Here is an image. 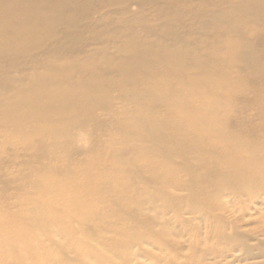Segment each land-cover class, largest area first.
I'll return each instance as SVG.
<instances>
[{"label": "bare ground", "instance_id": "bare-ground-1", "mask_svg": "<svg viewBox=\"0 0 264 264\" xmlns=\"http://www.w3.org/2000/svg\"><path fill=\"white\" fill-rule=\"evenodd\" d=\"M92 1L0 0V81H4L0 83V133L10 137L11 132L20 133L23 145L32 137H37L41 144L49 145L50 141L51 149L43 150H54L53 156L57 150L65 149L64 142H68L73 130L85 129L89 123L87 120L98 117L94 114L95 108L105 115L111 113L115 87L124 90L127 94L125 97L137 100L143 96L138 85L143 84L147 89L146 100L140 104L138 113L124 119L121 128L138 141L162 143L163 152L170 156L169 160H153L150 166L140 165L145 175L179 193H197L196 199L188 201L190 203H185L183 207L206 216L221 213L225 193L232 192L239 196L240 193L248 192L255 196L264 189V101L254 91V85L261 84L264 87V77L258 73L262 68L261 59L264 58V49L260 44V41L264 42L263 10L252 4L253 0H238L236 13H233L236 8L226 13L231 9L229 7L213 16V21L200 23L203 29L214 28L216 35L222 29L219 30L220 23L226 21L237 28L238 35L235 38L223 36L220 42L213 38H198L191 46L182 49L166 47L162 40L147 39L132 29L118 25L121 28L116 27L115 35L123 38L124 45L101 49L96 60L79 65L70 58L82 53L83 48L78 43L81 33L77 28L89 16L83 11V6L90 5ZM127 1L104 0V3L119 9ZM153 1L138 0L142 5ZM108 18L114 21L112 14ZM246 19L248 22H257L260 28L254 36L242 34L246 33V23L243 24ZM50 42L59 52L67 55L60 70H47L14 80L4 69L7 63H23L30 51L43 50ZM216 43L220 46H216ZM200 45L218 56L216 58L220 67H213L212 63L205 62L198 54L191 62L186 61V56ZM130 52H137L141 60L132 59L128 56ZM232 54L236 56L232 57ZM204 63L205 68L202 67ZM189 65L197 68V75L193 80H180L182 72ZM229 65L235 68L240 80L244 75L250 80H241L238 84L221 68ZM118 78L120 80L117 81ZM211 81H218L219 87L226 88L225 92L231 93L237 101L250 93L256 94L258 122L252 125L244 122L238 129L231 128L232 112L229 113L226 106L232 102L228 100L226 103L211 97L204 90L205 83ZM17 82L20 85H16ZM177 84L185 88L187 99L175 95L170 89ZM155 102H158L161 111L166 107L173 115L154 112L151 105ZM207 117L213 123L206 131L217 135L229 149H205L198 143L203 121ZM30 121L36 122L40 128L35 134L25 127ZM189 130L194 134L191 139L185 136ZM46 139L49 141L45 142ZM133 152L134 159L141 156L138 150ZM103 156L102 148L93 149V161H101ZM184 158L188 161L187 165L179 162ZM172 159H175V163ZM23 161L27 160L23 158ZM84 163L85 185L78 198L72 202L59 196L42 201L38 199L24 216L19 214L12 218H3L7 214V210H4L0 213V224L11 223V220L17 223L27 217V221L31 220L27 227L43 228V231L45 227L51 229L56 224L52 209L60 206L64 211L61 224H68L67 229H58L55 233L47 230V234L44 231L33 239V243L38 248L46 244L51 236L57 239L67 237L73 245L86 250L85 253H77L82 264H127L129 244L145 238L166 247L167 253L169 249L173 250L172 241L168 240L169 228L156 230L154 234H143L133 227L131 220L150 224L144 209L148 201L159 211L178 217L182 210L181 204L186 201L183 197L157 192L151 194L147 186L139 182L126 166L117 164L111 168L110 165L92 164V161ZM27 165L28 162H25L24 168ZM32 175L30 172V181L26 185L37 189L43 184L50 190L55 186L56 189H62L61 185L67 184L79 187L74 174L61 168L41 177ZM56 176L60 177L58 183L48 182L49 177ZM6 183L5 193L9 190L18 192V188L14 189L10 182ZM90 225L95 236L91 242L85 233L86 227ZM42 236L43 240L40 239ZM62 245L68 248L64 243ZM49 259L55 264H68L57 254Z\"/></svg>", "mask_w": 264, "mask_h": 264}, {"label": "rangeland", "instance_id": "rangeland-1", "mask_svg": "<svg viewBox=\"0 0 264 264\" xmlns=\"http://www.w3.org/2000/svg\"><path fill=\"white\" fill-rule=\"evenodd\" d=\"M238 4V0H155L150 4L142 5L138 0H129L124 2L122 8L116 9L107 6L104 0H93L90 5L83 6V11L89 16L87 15V19L77 28L81 33L78 43L83 48L82 53L73 55L70 59L74 63L82 65L87 61L96 60L106 47L123 46V38L115 35L118 25L132 29L147 39L162 40L166 47L170 46L174 49L191 46L198 38L200 40L213 38L216 42H220L223 36L233 39L238 35V30L235 26L227 24L226 21L220 23L219 30L222 29L218 30L216 35L213 32L214 28L203 29L200 27V23L219 15L222 9L226 11L231 7L226 11V13H231L234 8L238 7ZM252 4L260 7L264 12V0H253ZM226 6L228 7L225 8ZM193 11L194 16L192 17ZM236 12L237 8L233 13ZM110 14L114 17V21L108 18ZM240 16L245 15L240 14ZM244 23H246L244 29L246 33L242 32L244 36H254L260 30L257 22H248L246 19L243 20ZM49 44L43 50L30 51L23 63H7L3 66L4 69L14 80L47 70H60L67 55L52 46V42ZM260 44L264 49L263 40L260 41ZM217 45L220 46L216 43ZM196 54L200 55L205 62L212 63L213 67H220L217 55H213L202 45L196 46V50L186 56V61L191 62ZM234 54L237 55L238 52L235 51ZM234 54L231 56H236ZM128 56L134 60L140 59L137 52H130ZM1 62L2 60H0V68L2 67ZM205 65L206 63L202 64V67L205 68ZM261 65L262 68L258 73L264 77L263 57ZM221 68L237 83L241 80H250L245 75L240 80L235 68L231 65L221 66ZM197 72V68L189 65L182 72L180 80H193ZM118 80L120 79L118 78ZM0 83H4V81H0ZM218 83V81L206 82L204 90L206 89L213 98L216 97L226 103L228 100L232 102L226 106L227 111L232 112L229 126L238 129L244 122L249 125L257 123L256 94L264 101V87L255 82L257 85H253L256 94L250 93L241 101H237L231 93L225 92L226 88L221 89ZM16 85H20L19 82ZM170 89L175 95L187 99L185 88L182 85H173ZM138 90L143 96L136 100L125 97L127 95L125 91L115 87L112 92L111 113L105 115L99 108H95L94 114H97L98 117L87 120L89 123L85 129L73 130L68 142H64L65 149L59 150L60 152L57 150L55 156H52L54 150L52 152L43 150L51 149L49 139L45 140V142L49 141V145L41 144L37 137H32L23 145L20 133L13 134L11 132L9 133L11 137L0 133V213L7 210V214L3 218L17 217L19 214L24 216L31 204L38 199L42 201L59 196L72 202L78 198L85 185L83 174L86 161H92V164L110 165L111 168L121 165L129 168L137 180L147 186L151 194L154 192L174 194L186 200L181 204L182 210L178 217L173 213L159 211L150 201L145 203V217L151 221L150 224L136 219L131 220V224L143 234H154L156 230L169 228L168 240L172 241L173 250L169 249V253H167L166 247L159 246L150 238L134 240L128 246L127 264H264V189L258 191L255 196H251L248 192L240 193L239 196H235L232 192L225 193L224 207L221 209V213L217 216L214 214L206 216L183 207L185 203H190L188 201L196 199L197 193H179L152 180L141 171L140 165L150 166L153 160L162 158L169 160L170 156L163 152L162 143L138 141L132 134L121 128L124 119L138 113L140 104L146 100L147 89L145 86L138 85ZM151 107L157 114L161 111L158 102L152 103ZM161 114L173 115L166 107L162 108ZM212 123L213 120L210 117L204 119L198 143L205 149H229L225 142L217 138V135L206 131L212 126ZM25 127L29 131L31 129L34 134L40 130L34 121H30ZM185 136L191 139L194 134L192 130H189ZM100 148L104 152L103 159L93 161V149ZM137 150L141 156L134 159L135 152L133 151ZM23 158L27 161H23ZM25 162H28L26 168H24ZM172 162L175 163V159H172ZM179 162L183 165L188 164L185 158ZM57 168L73 173L79 187L67 184L61 185L62 189H56L55 186L53 190H50L48 187H44V184L39 189L26 185L30 181V172L41 177ZM34 175L32 176L36 177ZM59 178L58 176L49 177L48 182L56 184L60 181ZM6 182H10L14 189L18 188V192L9 190L5 193ZM60 208V206L53 207L56 224L52 225L51 229L45 227L46 234L47 230L55 233L58 229H67L68 224L66 226L61 224L64 211ZM27 219L29 218L23 217L17 223L11 220V223L0 224V264H55L49 258L56 254L68 264H82L78 254L85 253L86 250L81 246L73 245L67 237L57 239L56 236H51L46 244L36 248L33 239L44 231L42 227H40L42 229L38 228L39 230L27 227V223L31 221H27ZM85 233L86 238L91 242L95 237L93 226L86 227ZM40 239L43 240L44 237L42 236ZM63 243L68 248L64 247ZM107 254L111 253L107 252ZM194 256L196 258L192 259ZM101 264L115 263L104 262Z\"/></svg>", "mask_w": 264, "mask_h": 264}]
</instances>
